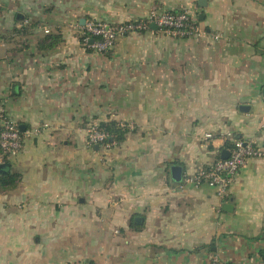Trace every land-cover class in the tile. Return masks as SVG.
Segmentation results:
<instances>
[{"label": "crops", "instance_id": "crops-1", "mask_svg": "<svg viewBox=\"0 0 264 264\" xmlns=\"http://www.w3.org/2000/svg\"><path fill=\"white\" fill-rule=\"evenodd\" d=\"M152 8H187L200 34L81 42L89 19ZM1 110L23 146L0 162V264H264V157L224 202L183 181L225 149L205 132L264 143V0H0ZM108 121L133 128L88 146Z\"/></svg>", "mask_w": 264, "mask_h": 264}, {"label": "built area", "instance_id": "built-area-1", "mask_svg": "<svg viewBox=\"0 0 264 264\" xmlns=\"http://www.w3.org/2000/svg\"><path fill=\"white\" fill-rule=\"evenodd\" d=\"M151 24H155L157 29L174 37H192L200 34V28L193 15L187 8L178 10H165L152 8L144 18L130 19L125 22L111 23L98 19H89L82 26V44L96 52L107 53L115 45L117 39L131 32L148 30ZM47 31V30H45ZM125 126L124 124H121ZM132 129L133 126H126ZM40 126L33 128V134H39ZM205 140L215 138L222 139L228 151L227 158H217L207 167L199 168L193 173L185 174L183 181L186 184L199 186L207 184L214 188L216 195L225 201L228 187L234 180L238 169L249 158L264 157V143L256 144L252 140L236 138L231 132L213 134L205 132ZM86 144L90 147L100 146L110 148L116 142L111 140L110 135L99 127V124L92 123L87 127ZM23 146V132L17 122L5 111H0V162L4 157H9L20 151ZM210 264H222L217 255L211 256Z\"/></svg>", "mask_w": 264, "mask_h": 264}, {"label": "trees", "instance_id": "trees-1", "mask_svg": "<svg viewBox=\"0 0 264 264\" xmlns=\"http://www.w3.org/2000/svg\"><path fill=\"white\" fill-rule=\"evenodd\" d=\"M99 127L106 131L110 137L111 140L119 143L125 138L126 133L128 132V128L126 126H122L121 124L115 122V121H108L103 122L99 124ZM236 138H240L238 135L234 134ZM230 145L229 143L226 144V146ZM0 154H2V149L0 147ZM7 157H4L3 164H6Z\"/></svg>", "mask_w": 264, "mask_h": 264}, {"label": "water", "instance_id": "water-1", "mask_svg": "<svg viewBox=\"0 0 264 264\" xmlns=\"http://www.w3.org/2000/svg\"><path fill=\"white\" fill-rule=\"evenodd\" d=\"M201 4V2H200ZM152 27H156L155 24H151ZM19 128L21 129V131L23 130L22 128V125H19ZM96 148L98 147L97 145L95 146ZM228 156V151L226 149L222 150L221 152V158H227ZM172 174H173V177L176 179V180H179L180 178V168L179 167H172ZM224 207H228L230 204L229 203H225L223 204Z\"/></svg>", "mask_w": 264, "mask_h": 264}]
</instances>
